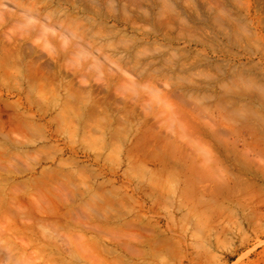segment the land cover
<instances>
[{
  "label": "rangeland",
  "instance_id": "obj_1",
  "mask_svg": "<svg viewBox=\"0 0 264 264\" xmlns=\"http://www.w3.org/2000/svg\"><path fill=\"white\" fill-rule=\"evenodd\" d=\"M17 1L20 23L0 24V264H264V0H95L123 18L112 62L36 36L44 72L15 53L21 19L61 9Z\"/></svg>",
  "mask_w": 264,
  "mask_h": 264
},
{
  "label": "bare ground",
  "instance_id": "obj_2",
  "mask_svg": "<svg viewBox=\"0 0 264 264\" xmlns=\"http://www.w3.org/2000/svg\"><path fill=\"white\" fill-rule=\"evenodd\" d=\"M42 1L46 4V8L50 7V6L51 7L52 6H57L61 10L58 11L55 15L54 14H46L44 16L39 10H33V11L30 10L31 12H29V13H30L31 16L30 15L28 16L26 14V17H25L27 19V20H25L26 22H23V19H21V21H22L21 23L26 24L25 25L26 26V28H25L26 30H25V36H23L24 39L20 40V45L21 46L20 45L18 46L19 47L18 48L19 51L18 52L15 51V53L17 55H24V59H26L25 57L29 58V60L32 59V60H30L31 62H29L30 65L32 67H34L35 69H37L36 66H38V69H41L40 71H42V69L45 70V69H50L51 68V62H49V61L52 60L51 59L52 57L50 58V56L53 55V54H54V56H55V54H57V56H59V55L62 56V59L65 58V57H68L70 55H77L78 57H81L83 59V61H86V62H87V60H89V62H90L91 58H92V60L95 59V60L99 61V62L96 61L95 64H97V65L93 64V66H92V63L90 62V66H92V67L88 66L89 69L94 68V67L97 66V69H99L98 67H100V69L102 70L103 68H101V66H100V64H101L100 61L105 60V59H109L108 62H112L111 57L114 55V53H112L113 55L110 54V56H109V52L107 51L108 47L113 48L111 46L112 42H111V44H108V41H110L108 38H111V37H108V35L105 34L109 30V28L106 27L108 25L107 24L108 23L107 19H108V17L112 18V20L115 21L116 23H118V25H123L120 22L121 19H123L122 16H119V14L116 15L114 13V14H112V15H110V16L105 18L104 15L99 13L98 11L97 12L93 11L94 9L92 10V5H96L98 3V1H95V0H89L88 3H87V0H42ZM42 1H41V3H42ZM114 1L115 0H108V3H110V5H112L111 3H113ZM17 2H18L17 0H0V16H1V19H2V21L0 19V21H1L0 24L2 26L8 25V24L10 25L11 23L14 24L15 22L16 23H18V22L20 23V16L21 15L18 14V12L21 11V10H23V11H25V10H24V8L20 7L19 2L18 3ZM120 2H121V4H123L122 7L126 11V13L129 12V10H127L128 9L127 5L132 4L134 7H136V8L138 7L137 5L134 4V1H132V0H120ZM209 4L211 5V3H209ZM5 7H7V9L8 8H11L12 10L14 9V10H16L18 12L14 11V10H13V12H11L10 9L9 10H5L4 9L6 11L5 12L2 9V8H5ZM62 12L64 13L63 15H62ZM68 12L76 13V14H78L80 16H84L87 13H93L94 15L85 17V20L87 21L88 24H80L79 22H77V19L75 21V20L69 19V17H66V14H70ZM126 13H125V15H126ZM63 16L66 17L65 19L67 20V22L65 21ZM29 19H30V21H28ZM32 19H35V21L38 20V22H35ZM72 19H74V18H72ZM39 20H40V22H39ZM32 21H34L35 23H33ZM41 21H43V22L41 23ZM28 22H30V23H28ZM126 24H128V23H126ZM118 25H117V27H118ZM112 26H114V25H112ZM4 28H3V30H4ZM112 28H110L109 32H113L114 31V30L113 31L111 30ZM116 31L117 30H115L113 33H116ZM123 31L125 33V30H122V31H120V34H122ZM2 33H3V36L5 37L6 36L5 33L4 32H2ZM2 33H1V36H2ZM113 33H111V34H113ZM116 35H114V36H116ZM36 36H41L40 38L42 40L44 39L43 41H45L44 43H45L46 46L48 45L47 48L49 49V50L48 49H46V50H48L51 53L50 56H49V53L47 54L43 50L40 51L39 48L37 49V47H33V45H31L29 43V41L32 38H34V37L37 38ZM109 36H112V35H109ZM121 41H122V39H121ZM57 42H59V45L61 46L60 51H59L58 47H54L53 46ZM69 42H71V43L69 44ZM123 42H124V40H123ZM105 43L108 44V47L106 46L107 44H105ZM51 44H52V47H51ZM123 44H126V45L128 44V45L127 46L124 45L123 47L122 46L121 47L118 46V48H117V45H116V48L114 49V52L117 53V54H121V56L122 55H124V56L132 55L134 53V51H135V47L132 46V45L135 44V43H130V46H129V42L128 43L124 42ZM114 46H115V44H114ZM111 48H109V49H111ZM135 52H137V51H135ZM11 53H13L15 55L14 51L10 52V54ZM30 57H32V58H30ZM47 57L50 58L51 60H49V61L46 60L44 62H40V61H43L44 59H47ZM78 57H76V58H78ZM70 58H69V60H70ZM4 59L5 58H3V60ZM63 60H66V59H63ZM95 60H93V61H95ZM86 62H84V64L82 63L83 67H84V65L86 66L88 64V62L87 63ZM105 62L108 64V62L106 60H105ZM101 65H103V64H101ZM125 65H126V63H125ZM3 66H5V65L3 64ZM113 66H115V65H113ZM102 67H104V65ZM110 68H109V70H110ZM112 68H115V67H112ZM125 68H126L125 66L121 67L120 65H117V68H115L114 70L117 69V72L121 73V75H122V72L124 73L126 71ZM3 69H5V68H3ZM101 70H98V71H101ZM111 70L113 72V69H111ZM42 72H44V71H42ZM133 85H135V84H133ZM9 105H10L9 107H12V106L15 107L14 104L13 105L9 104ZM5 107H6V105H5ZM9 107H7V108H9ZM15 108H17V106ZM18 109H20V107ZM22 115H24V117H25V114H22ZM21 117H22V119H24L23 116H21ZM27 118H29V117H26L24 120L21 119V122H22V124L26 123L25 124L26 127L24 126V129H27V130L30 129L31 130L34 126H31V123H29ZM27 127H30V128H27ZM38 131H39V129H38ZM0 132H1V130H0ZM31 132H32V130H31ZM2 133H5V131L2 132ZM1 135L2 134L0 133V137H1ZM7 136L9 138V135L6 134L5 137L7 138ZM2 137L4 138V136H2ZM18 146H20V145H18ZM156 160H158V159H156ZM78 162H75L76 163L75 165H78L77 164ZM47 168H49V167H47ZM46 170H49V169H45V170L43 169V171H45V173L47 172ZM5 203H7V201H5ZM8 203L11 204V206H13V207L16 205V202H14V200H12V202L8 201ZM1 209L2 208L0 207V211H1ZM14 214L15 213H13L12 215H14ZM8 217H10V216H8ZM8 217L5 219V221H7ZM16 219H17V217H16ZM27 219H30V217H28ZM9 220H11V219H9ZM3 223H5V222L3 221ZM8 225H9V223H8ZM15 225H16V223H15ZM11 230H13V229H11ZM16 230H15V232H16ZM15 232H13V233H15ZM18 232H19V229H18ZM12 247H13V245H12ZM10 261H11V259H10ZM8 262H9V260H8Z\"/></svg>",
  "mask_w": 264,
  "mask_h": 264
}]
</instances>
